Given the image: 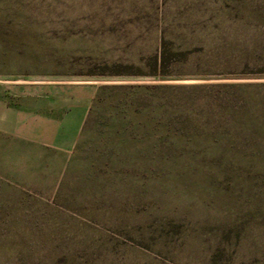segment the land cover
Listing matches in <instances>:
<instances>
[{
  "label": "rangeland",
  "instance_id": "obj_1",
  "mask_svg": "<svg viewBox=\"0 0 264 264\" xmlns=\"http://www.w3.org/2000/svg\"><path fill=\"white\" fill-rule=\"evenodd\" d=\"M0 264H264V0H0Z\"/></svg>",
  "mask_w": 264,
  "mask_h": 264
},
{
  "label": "crops",
  "instance_id": "obj_2",
  "mask_svg": "<svg viewBox=\"0 0 264 264\" xmlns=\"http://www.w3.org/2000/svg\"><path fill=\"white\" fill-rule=\"evenodd\" d=\"M87 105L85 100L81 102V106L77 107V104L71 108L63 110V113L59 116L61 118V139L54 145L57 148L67 149L71 147L80 132L84 118L87 113Z\"/></svg>",
  "mask_w": 264,
  "mask_h": 264
},
{
  "label": "trees",
  "instance_id": "obj_3",
  "mask_svg": "<svg viewBox=\"0 0 264 264\" xmlns=\"http://www.w3.org/2000/svg\"><path fill=\"white\" fill-rule=\"evenodd\" d=\"M184 56H185V52L183 51L171 52L169 48L167 47V41L162 39L161 42L159 43L158 52L150 56L147 59V62H145V66L149 67V70L146 71V74L151 75V76H157V77L167 76L169 75L167 74V67L175 61H181L182 59H184ZM103 74L110 75L114 73H103ZM85 121H86V118L84 122ZM84 122L81 126L82 128H83Z\"/></svg>",
  "mask_w": 264,
  "mask_h": 264
}]
</instances>
